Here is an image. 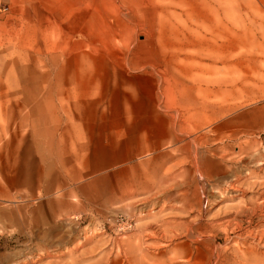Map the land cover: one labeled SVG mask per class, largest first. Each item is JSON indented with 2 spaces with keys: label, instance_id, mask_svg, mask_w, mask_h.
I'll list each match as a JSON object with an SVG mask.
<instances>
[{
  "label": "rangeland",
  "instance_id": "rangeland-1",
  "mask_svg": "<svg viewBox=\"0 0 264 264\" xmlns=\"http://www.w3.org/2000/svg\"><path fill=\"white\" fill-rule=\"evenodd\" d=\"M1 1L0 264H264V0Z\"/></svg>",
  "mask_w": 264,
  "mask_h": 264
},
{
  "label": "bare ground",
  "instance_id": "bare-ground-1",
  "mask_svg": "<svg viewBox=\"0 0 264 264\" xmlns=\"http://www.w3.org/2000/svg\"><path fill=\"white\" fill-rule=\"evenodd\" d=\"M262 206H264V203H262L261 204V206H260V204H257L254 208H252L251 209V212L252 213H255V212H257V211H261L262 209H263V207ZM249 208V207H248ZM257 209H259V210H257ZM257 210V211H256ZM237 218L238 217H236V219H235V221H236V223H235V227L237 228V227H239V225H240V221H237ZM263 222H264V215H263ZM256 233V232H255ZM254 238H255V236H253ZM264 234H263V236H261V238H260V240H263L264 238ZM239 246V248H243V247H241L240 245H238ZM248 249H250V250H252V248H250V247H248ZM240 251H243V250H240ZM241 254H242V252H241ZM244 254V253H243Z\"/></svg>",
  "mask_w": 264,
  "mask_h": 264
},
{
  "label": "built area",
  "instance_id": "built-area-1",
  "mask_svg": "<svg viewBox=\"0 0 264 264\" xmlns=\"http://www.w3.org/2000/svg\"><path fill=\"white\" fill-rule=\"evenodd\" d=\"M6 10H7V6L3 4L2 1L0 0V12H4Z\"/></svg>",
  "mask_w": 264,
  "mask_h": 264
}]
</instances>
